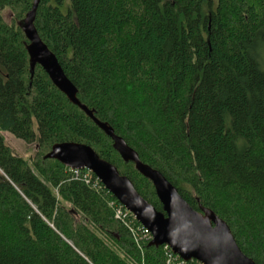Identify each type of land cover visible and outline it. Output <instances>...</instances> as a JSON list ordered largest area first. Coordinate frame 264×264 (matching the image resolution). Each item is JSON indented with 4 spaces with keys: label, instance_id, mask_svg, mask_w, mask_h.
<instances>
[{
    "label": "trees",
    "instance_id": "16d2710c",
    "mask_svg": "<svg viewBox=\"0 0 264 264\" xmlns=\"http://www.w3.org/2000/svg\"><path fill=\"white\" fill-rule=\"evenodd\" d=\"M34 1L0 0V264H167L163 246L142 251L115 220L106 188L44 158L57 143L90 145L163 212L152 182L31 68L22 25ZM34 24L80 102L264 264V0H40Z\"/></svg>",
    "mask_w": 264,
    "mask_h": 264
},
{
    "label": "water",
    "instance_id": "95a60500",
    "mask_svg": "<svg viewBox=\"0 0 264 264\" xmlns=\"http://www.w3.org/2000/svg\"><path fill=\"white\" fill-rule=\"evenodd\" d=\"M40 0L23 21V31L29 41L31 68L40 65L53 84L74 104L81 107L113 140L114 149L125 162H133L136 169L149 179L162 204L163 212L156 209L135 188L133 182L120 173L117 166L103 159L90 146L78 142L54 144L45 154L70 169H88L100 179L104 187L146 228L153 239L151 245H168L184 261L197 260L201 264H257L237 244L230 226L213 211L194 209L163 173L143 163L137 152L117 135L107 123L99 121L77 97V87L67 77L56 55L41 39L34 20Z\"/></svg>",
    "mask_w": 264,
    "mask_h": 264
},
{
    "label": "built area",
    "instance_id": "2783aa9c",
    "mask_svg": "<svg viewBox=\"0 0 264 264\" xmlns=\"http://www.w3.org/2000/svg\"><path fill=\"white\" fill-rule=\"evenodd\" d=\"M72 179L80 181L100 192L104 187L102 182L96 175L88 169H70ZM110 207L113 209V215L116 221L123 225L131 234L135 244L143 251L146 243L151 242L153 235L151 231L143 226L135 217V215L123 206L116 198L110 201ZM167 264H184V261L179 255L175 254L171 247L163 245ZM200 263V262H199ZM201 264V263H200Z\"/></svg>",
    "mask_w": 264,
    "mask_h": 264
},
{
    "label": "rangeland",
    "instance_id": "374dc122",
    "mask_svg": "<svg viewBox=\"0 0 264 264\" xmlns=\"http://www.w3.org/2000/svg\"><path fill=\"white\" fill-rule=\"evenodd\" d=\"M3 16L6 21H10L12 13L9 10L3 12ZM4 137L6 143L11 147L13 152L19 156H22L27 159H33L37 154L36 144H28L21 139L15 138L12 134L5 132Z\"/></svg>",
    "mask_w": 264,
    "mask_h": 264
}]
</instances>
